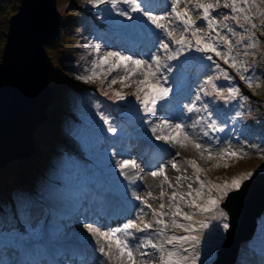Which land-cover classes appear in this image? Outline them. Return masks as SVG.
<instances>
[{"label":"rangeland","instance_id":"rangeland-1","mask_svg":"<svg viewBox=\"0 0 264 264\" xmlns=\"http://www.w3.org/2000/svg\"><path fill=\"white\" fill-rule=\"evenodd\" d=\"M147 2L152 6L154 15H165L170 12V0H147ZM18 4V0H0V59L8 19L16 12ZM183 7L184 5L181 4L178 10ZM59 8L62 10L59 35L47 43L49 85H55L49 112L46 120L37 127L34 133L36 144L34 153L27 158L13 159L0 166V210L8 206V210L12 211L14 207L16 211L21 212L25 208L23 211L25 217L21 218V221L27 224L25 221L29 207L33 206L37 199H41L40 202L44 201L57 207L61 212L59 216L62 222L63 214L67 209V200L74 198L70 195L71 193L67 192L61 195L62 184L68 183V188H70L78 180H94L97 182L96 189L101 191L100 196L106 193V188H109L110 193L122 196L124 201L137 202L136 207L131 209L132 213L117 223V227L122 228L124 224L135 220L140 208L144 207L141 201L135 199V195L145 196L148 191H151L153 196H159L161 190L159 185L163 176L153 177L151 172L163 167L165 174L175 183L174 177L181 173L171 168L170 162L173 159L180 162L182 169L187 168L185 175L188 176L192 175V169L184 161L187 159L196 160L197 164L205 169L203 179L212 180L215 183H223L225 180H230L232 176L249 171L253 172V175L264 173V157L246 146L257 144L264 148V86L257 88L253 84V87L249 88L235 70L224 64L223 60L217 58L214 53L197 52L192 48L178 54L176 59L164 61L172 71L169 72L167 69L161 68L160 83L171 89L168 96L173 92L179 93V97L184 101L181 109L177 112L188 115L186 121L177 123L187 126L203 117L195 129H185L198 142L204 143L206 146L211 145L213 160L202 159L200 153L191 144L186 148H180L179 145L156 139L160 133L154 134L152 128L166 120L164 115L156 113L160 101L156 105L155 115L145 114L135 96L128 95L135 90L134 85L131 88H125L117 82L111 88L108 87V82L112 77L125 74L123 68L117 69L107 79H102L101 76V78L85 82L77 78L90 75L93 62H98L100 57L109 52H119L126 56H132L133 59L146 60L141 55L134 54L132 50L133 42L137 39L139 41L149 40V44L153 43V50L149 57L154 54L166 55L163 50L159 49L161 40L168 42L163 31L156 29L150 23H145L146 18L142 13L131 12L129 6L123 3H119L116 8H113L109 3L94 4L92 0H59ZM120 11H128L133 18L128 19L126 16H121ZM155 11L159 13H155ZM229 11V9H219L221 13ZM213 15L216 13L214 12ZM254 22L259 24V19H255ZM188 35L190 36V34ZM256 35L262 43L256 50L260 62L256 63L254 74L264 76V55H260L264 53V35H261L259 31L256 32ZM155 36L156 38L153 39ZM117 39H125L124 44L127 48L123 44L114 45L113 43ZM232 39L234 42L238 37ZM178 47L179 45L170 44L173 51ZM96 48L99 49V52L94 51ZM221 50L224 49L221 48ZM208 55L213 56V61L219 63L221 68L232 77V80H224L216 69L215 63L207 59ZM238 59L244 58L241 56ZM248 59L251 62L252 58ZM96 70L98 73L102 72L100 68ZM106 70L107 65L103 66V71L106 72ZM249 74L252 73H244V75ZM209 76L220 77L213 81L218 87L225 89L233 86L238 87L241 93L248 97V100L243 101L237 97V99L228 102L218 98L214 92L212 95H204L200 91L201 88H207L209 92H212L211 86L204 83ZM164 77L167 79L165 80ZM142 78L135 75L130 78L129 82ZM178 81L180 84L176 88ZM186 83L190 84L188 91L183 90L187 87ZM105 91L109 93L108 96L103 94ZM114 91H122L126 95V99H115ZM197 94L201 96L199 101H196ZM225 95H227L226 92ZM193 102L198 105L197 108H200L201 111H188V106ZM205 104L208 105L207 111H203ZM174 106L177 108L175 104ZM238 112L241 113L240 116L236 115ZM101 115L108 118L109 124L104 123ZM213 122L216 128H208V124ZM110 125L116 129L115 132L108 131ZM220 128H223V131H219ZM164 131L167 133L168 130ZM204 131L209 133L207 137L203 135ZM131 142L144 145L148 151H153L152 157L146 156L145 166L136 161V156L131 151ZM229 144L233 149L244 147L250 155L239 160L218 158L216 152ZM168 148H173L175 155L172 157H165L166 154L161 156L163 150L168 152ZM177 152L180 153L178 157L176 156ZM125 159L134 160L137 164L136 169H131L135 171L132 174L130 169H125L128 176L134 180L121 174L119 163ZM217 163H220L221 167H213ZM224 164H228L229 167L224 168ZM197 186L194 184V187ZM163 188L169 194L174 190L169 189L167 183ZM97 194L98 192L92 196ZM7 195L11 197L13 205L8 202ZM148 202L156 208L161 201L148 198ZM164 202L167 203V197L164 198ZM221 208L227 214L226 222L228 223L227 210L223 204H221ZM30 210L32 211V209ZM36 215L38 218L39 212ZM77 218H80L81 221L82 217L78 215ZM146 219H150V216ZM50 222L49 218L48 222L46 221L43 225L41 222V226L34 232L27 231L26 234H33L45 229L43 238L37 237L39 241L37 239L30 240L35 244L43 242L46 245L50 242L49 237L45 234L47 230L48 233L50 231L53 241V238L58 236L59 230L54 229V225ZM68 222L69 220L64 219L63 225ZM181 222L184 221L181 220ZM222 223V221H212L209 227L203 230L196 249L200 253L198 264H212L215 260L216 252L225 239L226 230L223 229ZM84 225L85 223H82L80 227L72 226L69 230L70 234L65 232L62 235L65 237L70 235L71 239L87 235L97 241L98 237L88 232ZM60 227L63 226L60 225ZM132 231L136 237L142 238L147 235V233ZM176 231L177 234H184L180 230ZM171 234V232L168 233V235ZM32 237L35 236L31 235ZM131 242L136 243L137 241ZM147 250L152 251L150 248ZM189 250L191 251V248ZM252 262L264 264V208L260 216L257 217L255 230L251 237L240 243L234 264H253ZM1 264H11V261H3Z\"/></svg>","mask_w":264,"mask_h":264},{"label":"snow or ice","instance_id":"snow-or-ice-1","mask_svg":"<svg viewBox=\"0 0 264 264\" xmlns=\"http://www.w3.org/2000/svg\"><path fill=\"white\" fill-rule=\"evenodd\" d=\"M92 2L94 4L109 3L113 8H116L119 3L126 4L131 12L142 13L146 18L145 23L161 29L168 40L167 43L164 40L159 42V49L166 54L164 56L154 54L150 60H141L119 52H109L100 57L98 62H93L90 75L77 77L85 82L101 78V76L102 79H107L117 69L123 68L125 74L112 77L108 82V87L111 88L117 82L125 88H131L134 85L135 90L128 95L135 96L145 114L155 115L158 101L165 100L171 91L160 83L161 68L172 71L164 61L176 59L178 54L192 48L197 52L214 53L217 58L223 60L224 64L235 70L249 88H252L253 84L257 88L264 86V76L254 74L255 65L260 62L256 50L262 43L256 32L259 31L261 35H264V0H170V12L165 15H154L152 6L147 0H92ZM181 4L184 7L178 10ZM221 8L230 11L221 13L219 12ZM214 12L216 15H213ZM119 14L128 19L133 18L128 11H120ZM257 18L259 24L254 22ZM235 37L238 39L233 42L232 38ZM170 44L179 45V47L173 51ZM94 51L99 52V49L96 48ZM241 56L244 59L239 60L238 57ZM249 57L252 58L251 62ZM207 59L213 61V56L208 55ZM105 65H107L106 72L103 71ZM215 67L224 80H232V77L221 68L219 63H215ZM97 68H100L102 72L98 73ZM244 73L252 74L244 75ZM135 75L143 78L129 82L130 78ZM219 78V76H209L205 80V85H210L212 92H209L207 88H201L200 91L206 96L214 92L218 98L228 102L237 97L243 101L248 100V97L243 95L238 87L233 86L227 89L218 87L213 81ZM164 79L166 80L167 77ZM103 94L109 95L107 91ZM113 96L117 100L126 99L122 91H114ZM200 99V94H197L196 101ZM207 110L208 105H203V111ZM188 111L199 112L201 109L197 108L193 102L188 106ZM236 115L240 116L241 113L238 112ZM101 119L105 124H109L108 118L104 115H101ZM202 119L203 117H200L187 126L179 123L173 124L167 120L161 121L152 128V132L160 133L156 136L157 140L179 145L180 148H186L191 144L200 153L202 159L211 161L214 158L211 145L206 146L198 142L189 131L185 130L186 127L195 129ZM208 128L215 129V123H209ZM165 129L168 130L167 133ZM108 131L115 132L116 129L110 125ZM219 131H223V128ZM203 135L207 137L209 133L204 131ZM246 146L264 157V148L260 145L248 144ZM179 155L180 153L177 152L176 156ZM248 155L250 153L245 151L244 147L233 149L231 144L216 152V156L220 159L239 160ZM184 163L192 169L191 176L185 175L187 168L182 169L178 160L173 159L170 162L171 168L181 173L174 177L175 183L165 174L163 167L151 172L153 177L163 176L159 185L161 190L158 197L153 196L151 191H148L145 196L134 194L135 199L144 205L140 208L135 220L124 224L122 228L110 231H102L92 223L84 225L88 232L98 237L99 252L104 255L109 264H198L200 253L196 249L203 230L207 229L212 221H222L223 229L229 228L226 222L227 214L221 208V204L229 199L232 193L239 192L243 182L250 179L253 172L241 173L223 183H215L212 180L201 179V173L205 169L201 168L196 160L187 159ZM213 167L219 168L221 164L217 163ZM223 167L227 168L229 165L224 164ZM119 168L122 175L134 180L125 171V169L137 168L134 160L120 161ZM165 183L169 189H174L170 194L163 188ZM194 184L198 186L194 187ZM165 197H167V203L164 202ZM148 198L159 199L161 202L158 207L154 208L148 202ZM149 216L150 219H146ZM132 230L147 233V235L142 238L136 237ZM176 230L184 234H177ZM169 232L172 234L168 235ZM131 241L137 242L132 243ZM149 248L152 251H148Z\"/></svg>","mask_w":264,"mask_h":264},{"label":"water","instance_id":"water-1","mask_svg":"<svg viewBox=\"0 0 264 264\" xmlns=\"http://www.w3.org/2000/svg\"><path fill=\"white\" fill-rule=\"evenodd\" d=\"M18 2L0 59V166L34 153V133L47 118L55 86L49 85L47 43L59 35V0ZM223 206L229 228L212 264H234L240 243L253 234L264 208V173L244 181Z\"/></svg>","mask_w":264,"mask_h":264},{"label":"bare ground","instance_id":"bare-ground-1","mask_svg":"<svg viewBox=\"0 0 264 264\" xmlns=\"http://www.w3.org/2000/svg\"><path fill=\"white\" fill-rule=\"evenodd\" d=\"M155 13L159 12L155 11ZM154 38H156V36ZM151 51V47L143 45L140 53L149 59ZM186 85L187 87L183 89L184 91H188L190 89V84L186 83ZM178 94L179 93L177 92L170 94L156 112L157 115H164L166 120L171 123L182 122L188 119L186 114L177 112L181 109V106L183 105L182 102L184 101L179 98ZM168 101L173 102L177 108H172L170 111H167ZM185 129H188V127ZM131 151L135 154L136 161L145 166L147 163V148L139 143L131 142ZM165 154V157H172L175 155V150L173 148H168L167 153L163 150V154L161 153V156ZM129 171H131V174L135 172L131 169ZM201 174V179H203L205 177V173L203 172ZM112 195L114 194L110 193L103 197L98 203H94L89 206H78L74 201H69L65 217L74 222L77 215L80 214V212H83L85 224L92 223L99 227L102 231L113 230L112 225L116 221L126 217L129 211L124 205L118 202L120 201L119 198L114 200ZM238 216H240V213ZM76 225L78 226L79 224L76 223ZM76 225L72 226L75 227ZM72 226L71 224H68L64 227V229L68 232ZM37 236H35V238H37ZM31 240L26 234L23 236L21 243L14 244V250L17 252V259L14 264H62V260L69 264H106L108 262L104 255L99 252V245L96 244L97 241L87 237V235H85V237L82 236V238L80 237V239L75 238L73 241L59 239L53 246L45 245L43 242L35 244ZM37 240L39 241V239ZM219 263V261L215 262V264ZM252 263L257 264L254 262Z\"/></svg>","mask_w":264,"mask_h":264},{"label":"clouds","instance_id":"clouds-1","mask_svg":"<svg viewBox=\"0 0 264 264\" xmlns=\"http://www.w3.org/2000/svg\"><path fill=\"white\" fill-rule=\"evenodd\" d=\"M3 217V216H2ZM3 218H5V217H3ZM18 219H19V217L17 218V221H18ZM2 221H4V224L3 225H6V220H4V219H2L1 220V222ZM16 221V223L14 224V226H13V228H18L19 226H20V229L23 231V230H27L26 228H24L25 227V223L23 222L22 223V221H21V223H20V225H19V223ZM25 222H27V221H25ZM21 224H23L24 226H21ZM9 226V225H8ZM1 229L2 228H0V239H2L1 240V242H0V248H2V247H5V246H11V247H9V250H8V253H10V252H12V249L14 250V242H15V244L16 243H20V242H22V239H23V236L24 235H26V233H27V231L25 232V233H23V234H21V235H10V234H8L6 237L3 235L5 232H2L1 231ZM28 235V234H27ZM3 249V248H2ZM5 253V255H8V253L7 252H4ZM10 261H11V264H12V259H10Z\"/></svg>","mask_w":264,"mask_h":264},{"label":"trees","instance_id":"trees-1","mask_svg":"<svg viewBox=\"0 0 264 264\" xmlns=\"http://www.w3.org/2000/svg\"><path fill=\"white\" fill-rule=\"evenodd\" d=\"M46 46V45H45ZM51 182H53L52 180H51ZM7 197H8V202L11 204V205H13L14 203L11 201V197H9V195H7ZM36 198V197H35ZM35 198H33V199H35ZM39 200L37 199L33 204V206H30L29 207V212L31 211L30 209H32V210H35L38 206H39ZM8 205V204H7ZM25 209V208H24ZM24 209H23V211H24ZM39 211H42V212H45V208L44 207H42V208H40V210ZM39 211H37V212H39ZM28 212V213H29ZM13 213H15L16 215L17 214H19L18 213V211H13V209H12V211L11 210H8V206L7 207H4V208H2V210H0V216H3V217H5V219H6V221L7 222H9V221H11L14 217H13Z\"/></svg>","mask_w":264,"mask_h":264}]
</instances>
